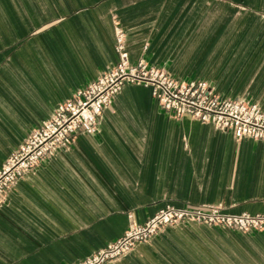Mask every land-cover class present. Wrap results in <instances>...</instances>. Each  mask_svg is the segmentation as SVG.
Here are the masks:
<instances>
[{
    "label": "crops",
    "instance_id": "crops-1",
    "mask_svg": "<svg viewBox=\"0 0 264 264\" xmlns=\"http://www.w3.org/2000/svg\"><path fill=\"white\" fill-rule=\"evenodd\" d=\"M144 61L264 110V0H0V167L56 107L115 67ZM95 133L30 169L0 203V264H76L132 215L217 204L264 214V140L174 117L126 83ZM107 264H264V230L165 227Z\"/></svg>",
    "mask_w": 264,
    "mask_h": 264
},
{
    "label": "built area",
    "instance_id": "built-area-1",
    "mask_svg": "<svg viewBox=\"0 0 264 264\" xmlns=\"http://www.w3.org/2000/svg\"><path fill=\"white\" fill-rule=\"evenodd\" d=\"M125 42V31L116 26L118 64L72 98L61 102L52 116L10 154L0 167V203L13 184L53 155L57 148L71 144L79 132L95 133L103 108L111 104L114 95L126 83L150 87L160 105L174 117L190 115L221 130L232 131L237 139L251 137L264 140V110L260 106L240 99L223 98L206 81L179 80L164 69L149 66L144 61L130 65ZM186 221L245 232L264 230V214H234L215 204L167 206L144 223H139L130 215L128 227L120 238L76 264H107L129 253L138 244L151 240L162 227Z\"/></svg>",
    "mask_w": 264,
    "mask_h": 264
},
{
    "label": "rangeland",
    "instance_id": "rangeland-1",
    "mask_svg": "<svg viewBox=\"0 0 264 264\" xmlns=\"http://www.w3.org/2000/svg\"><path fill=\"white\" fill-rule=\"evenodd\" d=\"M202 205V204H201ZM215 205H217V204H215ZM167 206H173V205H167ZM167 206H165V207H167ZM186 206H191V205H186ZM186 206H183V207H186ZM164 207V208H165ZM175 207H177V206H175ZM157 213V212H156ZM155 213V214H156ZM184 223H199V224H206V223H200V222H194V221H186V222H182V223H179V224H177V225H173V226H165V227H174V226H178V225H180V224H184ZM206 225H209V224H206ZM209 226H213V225H209ZM165 227H162L160 230H162L163 228H165ZM216 227H221V226H216ZM223 228H225V227H223ZM229 229H233V228H229ZM159 230V231H160ZM234 230H238V229H235L234 228ZM158 231V232H159ZM241 231V230H240ZM254 231V230H253ZM242 232H245V231H242ZM250 232H252V231H246L245 233H250Z\"/></svg>",
    "mask_w": 264,
    "mask_h": 264
}]
</instances>
